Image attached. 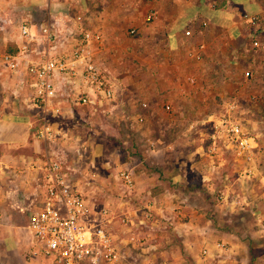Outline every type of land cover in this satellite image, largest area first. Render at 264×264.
I'll return each instance as SVG.
<instances>
[{
  "label": "crops",
  "instance_id": "1",
  "mask_svg": "<svg viewBox=\"0 0 264 264\" xmlns=\"http://www.w3.org/2000/svg\"><path fill=\"white\" fill-rule=\"evenodd\" d=\"M38 9L42 18L36 17ZM153 10L157 18L147 20ZM78 13L85 15L87 26L104 34L101 46L96 48V59L117 93L103 106L79 105L66 98L62 115L51 119L55 129L62 131V142L47 143L38 135L43 112L28 103L29 89L17 86L19 76L5 67L2 56L16 52L21 45L22 19L53 22L63 40L74 28L71 25ZM254 16L258 17L256 22ZM33 29L38 31L39 26ZM256 39L262 42L260 47L254 46ZM70 45L68 42L66 47ZM0 70V264H50L43 254L34 253L29 226L31 211L45 196L46 154L60 155L67 161L84 191L102 187L99 153L94 150L92 134L85 136L82 129L89 127L87 122L94 123L97 112L122 118L137 111L138 96L144 93L145 104L151 108L147 124L191 131L201 128L198 123L218 116L216 107L208 105L209 99L232 98L230 101L238 102L237 115L264 145V0H0ZM248 70L252 71L250 77L246 75ZM163 103L172 108L171 120L162 116ZM200 132L203 136L197 138L194 153L214 159L222 149L213 153L206 133ZM155 142L158 149L153 150L160 152ZM262 154L258 153V161ZM85 159L89 161L83 162ZM122 168L126 167L119 170ZM77 170L83 174L78 179ZM256 171L257 164L254 176L258 175ZM134 173L136 186L129 191H141L139 175ZM178 213L182 220L175 221L172 230L182 244L158 232L145 238L142 249L154 264H173L180 259L179 254L185 253L195 264H260L261 257L255 250H246L237 234H217L210 228L214 225L210 220L202 223L196 214L191 216L183 208ZM220 241L228 242L231 250L222 253L217 247ZM204 249L209 253L204 254ZM183 258L182 264H188Z\"/></svg>",
  "mask_w": 264,
  "mask_h": 264
},
{
  "label": "built area",
  "instance_id": "2",
  "mask_svg": "<svg viewBox=\"0 0 264 264\" xmlns=\"http://www.w3.org/2000/svg\"><path fill=\"white\" fill-rule=\"evenodd\" d=\"M157 16L153 10L148 13L147 20ZM257 18L254 16L253 21ZM20 26L21 45L16 52L4 53L2 61L7 69L19 76L17 86L24 85L29 89L28 103L43 112L39 137L47 143L58 144L59 140L62 142L59 137L62 131L55 129L51 119L62 115L66 98L79 105L103 106L116 97L113 81L96 59V48L101 46L104 34L87 26L86 17L81 13L76 14L71 25L74 28L63 40L51 21L25 18ZM33 26H39V30ZM186 33L190 34V30ZM42 42L46 43L45 49H42ZM68 42L70 47H66ZM261 44L259 39L254 41L255 47ZM196 55L201 58L200 52ZM246 75L250 77L252 71L248 70ZM166 106L168 110L172 109L169 104ZM237 109L236 100L227 102L225 112L213 119L209 141L213 153L223 148L231 150L242 163L243 174L249 177L255 174V160L259 152L264 153V145L248 130L237 115ZM149 144L152 149L157 148L155 141L149 140ZM46 157L45 196L31 211L29 220L34 235V253L43 254L50 264H130L124 243L137 242V236L133 234L124 239L116 235L112 224L117 215L112 206H97L79 187L73 178V169L60 155L46 154ZM92 175L96 176V173ZM118 177L127 189H135L132 169H120ZM221 198L228 205L230 203L231 208H242L248 203L244 194L230 198L223 193ZM121 220L126 223L129 218L125 215ZM217 247L222 253L231 250V245L225 241L218 242ZM203 253L208 254L209 250L204 249Z\"/></svg>",
  "mask_w": 264,
  "mask_h": 264
},
{
  "label": "rangeland",
  "instance_id": "3",
  "mask_svg": "<svg viewBox=\"0 0 264 264\" xmlns=\"http://www.w3.org/2000/svg\"><path fill=\"white\" fill-rule=\"evenodd\" d=\"M81 9H85L84 2ZM36 15L42 18V11L38 9ZM138 97L141 99L137 101L140 105L136 106V112L120 118L117 114L99 110L94 114V123L84 121L89 127L82 128L85 136L92 134L94 150L99 153L98 164L103 173L102 187L95 190L85 188V192L97 206L107 202L113 206L117 215L113 227L116 235L127 239L133 234L141 236L140 240L136 235L140 241L124 243L128 262L154 264L147 258L148 252L142 249L145 238L151 237L152 233L158 232L161 236L167 234L168 240L173 238L177 245L182 244L172 228L175 221L181 219L178 210L183 208L191 216L196 214L202 223L210 220L209 224H214L210 228L217 234H237L245 249L255 250L261 257L259 263L264 264V154L260 155L259 161L257 158L255 160L258 175L247 177L243 174L242 163L227 148L214 154L215 160L212 156L194 153L197 138L203 136L200 130L209 139L213 119L198 123L201 128L191 131L185 128L169 130L161 126L154 128L152 124H147V115L151 114L150 106L145 105V102L148 103L147 96L141 93ZM231 99L224 101L217 98L214 102L209 99L208 105L212 103L217 109L216 116L221 115ZM163 105L162 116L171 120L174 117L171 110L166 108V103ZM137 123H140L139 127ZM149 140H156L161 151L154 152ZM88 161L83 160L85 163ZM84 166L79 169L83 170ZM121 167H128L139 175L141 191L137 189L131 192L120 183L117 171ZM82 176L78 171L76 179ZM224 192L230 198L244 193L249 196L250 205L231 208L220 197ZM125 215L129 221L123 223L121 216ZM183 256V262L195 264L191 256L186 253ZM183 256L179 254L180 259L174 260L173 264H182Z\"/></svg>",
  "mask_w": 264,
  "mask_h": 264
}]
</instances>
